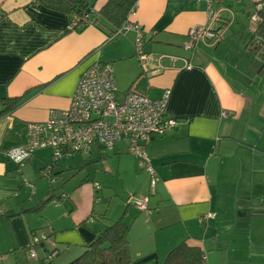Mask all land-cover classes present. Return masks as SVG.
Instances as JSON below:
<instances>
[{"label": "crops", "instance_id": "1", "mask_svg": "<svg viewBox=\"0 0 264 264\" xmlns=\"http://www.w3.org/2000/svg\"><path fill=\"white\" fill-rule=\"evenodd\" d=\"M89 1L99 9L109 0ZM134 1L138 9L130 19L144 29L145 63L134 52L135 31L110 40L108 25L69 30L73 16L38 0H0V104L15 101L0 115V264H46L51 253L50 264H67L121 216L131 225L134 264H161L183 241L200 247L206 264H264V78L261 59L246 47L260 23L251 17L253 3L214 2L212 21L207 0ZM200 24L226 37L186 49L190 29ZM226 49L231 61L247 58L245 67L238 69L237 61L230 67ZM96 62L113 65L119 99L128 91L154 100L169 92L166 115L178 121L147 146L160 178L155 191L127 141L111 149L119 179L139 194L112 199L105 211L97 201V175L69 192L42 176L50 148L22 166L6 155L27 140L28 122L70 106L80 77ZM88 154L104 158L110 151L94 145ZM63 172L59 161L58 180ZM61 193L66 199L57 204ZM140 196L149 197V209L134 205L132 197ZM40 230L48 239L32 256V234Z\"/></svg>", "mask_w": 264, "mask_h": 264}, {"label": "built area", "instance_id": "2", "mask_svg": "<svg viewBox=\"0 0 264 264\" xmlns=\"http://www.w3.org/2000/svg\"><path fill=\"white\" fill-rule=\"evenodd\" d=\"M223 0H207L208 13L211 20L217 19L213 11L214 2ZM254 6L252 18L261 21L260 10L264 8V0H251ZM138 5L130 9L128 18L118 28L112 39L124 37L129 31H135L134 52L146 62L145 33L143 27L130 19L136 15ZM89 23L87 15L82 18ZM80 20L73 17V24ZM224 31L216 29L212 24H200L189 31L190 41L184 45L193 50L200 42L218 43L223 39ZM169 92L161 99H151L136 91H128L123 99L118 98V87L113 65L109 62H96L80 77L71 99L70 106L65 109H51L44 121H33L27 124V140L6 151V155L20 166L31 159L39 149L50 148L52 160L42 170L41 174L51 182L57 179L55 165L64 157L75 154H88L94 145H100L103 151H109L122 141L129 143V152L134 155L142 168L151 175V189L155 191L160 181L147 151L149 142L159 135L165 134L178 124L177 119L167 117L166 103ZM1 107V104H0ZM28 185L34 186L31 183ZM100 188V185H97ZM66 194L54 198L55 203L64 201ZM134 205L140 210L149 209V197H132ZM212 214L200 218L203 223ZM48 239L44 231L32 234V244L35 245ZM55 253L49 254L50 260ZM32 256L37 251L32 247Z\"/></svg>", "mask_w": 264, "mask_h": 264}, {"label": "trees", "instance_id": "3", "mask_svg": "<svg viewBox=\"0 0 264 264\" xmlns=\"http://www.w3.org/2000/svg\"><path fill=\"white\" fill-rule=\"evenodd\" d=\"M38 1L47 8L67 13L73 17H79L80 20L76 24L71 21L69 30L82 31L90 24H97L103 28L108 25L110 40L128 18L130 9L136 3L134 0H109L98 9L95 7V3L89 0ZM259 14L261 21L247 40L246 47L252 55L261 59L262 64L259 74L261 78H264V8L260 10ZM86 15L90 21L89 23L84 22L82 19ZM12 102V104H7L8 102L5 101L1 103L6 107L0 108V115L8 112L14 106L15 101ZM42 206L43 204L33 210H39ZM130 230L131 225L125 222L124 216H121L118 220L100 230L96 238L85 246L83 253L67 264H134L130 249ZM42 242L32 244V247L38 246ZM44 261L46 264H50L51 259L48 260V257H46ZM161 264H206V256L200 247L183 241L170 250Z\"/></svg>", "mask_w": 264, "mask_h": 264}, {"label": "rangeland", "instance_id": "4", "mask_svg": "<svg viewBox=\"0 0 264 264\" xmlns=\"http://www.w3.org/2000/svg\"><path fill=\"white\" fill-rule=\"evenodd\" d=\"M229 35V33H228ZM226 37V34L223 35ZM235 44V43H234ZM242 48L244 47V43H237ZM232 50V48H228ZM234 50V49H233ZM227 49L224 52V56L227 57V60L229 62L230 67H232V64H235L237 61L239 65H237L238 69L239 67H245L247 58L236 55V52L234 50V54L236 56H233L234 61H231L232 54L227 55L226 54ZM238 56V57H237ZM231 58V59H230ZM240 61V62H239ZM234 68V66H233ZM258 82V80L256 81ZM110 154H108L104 158L100 157H93L89 154H75L73 157H64L60 160V165L64 167V172L61 175V177L55 179L53 182H51L47 177V181L51 182L52 187H63L60 192H69L72 187L77 186V184L81 183V181L89 174L91 178H95L97 175V182L102 187L100 191L97 192V201L101 202L103 205V211H105L112 199H115L117 201L123 200L130 195L139 194V191H133L131 188V181L127 180L126 184L123 183L122 180L119 179V176L117 175V161H116V155L113 154L112 150H109ZM106 163V164H105ZM107 163L108 166L107 167ZM72 166V168H70ZM140 166V165H139ZM140 168H142L140 166ZM145 169V168H142ZM95 176V177H94ZM133 181V180H132ZM135 181L133 185H135ZM126 185V186H125ZM128 188H131L130 190ZM58 191V192H59ZM119 199V200H118ZM52 207L56 206H64L66 204H51ZM116 206H114L111 210L115 211ZM120 210V209H118ZM42 230H40L41 232ZM39 263V262H38Z\"/></svg>", "mask_w": 264, "mask_h": 264}]
</instances>
